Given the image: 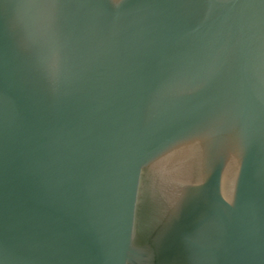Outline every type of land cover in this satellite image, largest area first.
I'll use <instances>...</instances> for the list:
<instances>
[{
	"label": "water",
	"instance_id": "obj_1",
	"mask_svg": "<svg viewBox=\"0 0 264 264\" xmlns=\"http://www.w3.org/2000/svg\"><path fill=\"white\" fill-rule=\"evenodd\" d=\"M0 264H264V0H0Z\"/></svg>",
	"mask_w": 264,
	"mask_h": 264
}]
</instances>
